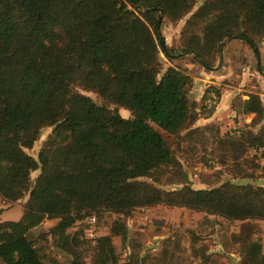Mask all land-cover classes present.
I'll return each mask as SVG.
<instances>
[{
    "label": "trees",
    "instance_id": "16d2710c",
    "mask_svg": "<svg viewBox=\"0 0 264 264\" xmlns=\"http://www.w3.org/2000/svg\"><path fill=\"white\" fill-rule=\"evenodd\" d=\"M165 20H186L180 46L167 44ZM235 38L254 49L264 72V0H0V196L6 202L28 198L19 220H0V264H144L150 256L137 240L130 239L133 252L122 260L115 239H129L127 219L136 209L160 204L243 221L234 234L242 264H264L253 222L264 220V186L225 181L194 187L158 129L177 136L198 119L195 78L175 59L192 55L215 73ZM75 85L98 93L105 104ZM211 91L223 93L211 85L204 99ZM237 98L236 112L255 114L252 148L264 146L262 95ZM46 127L53 131L34 178L27 148ZM256 158L236 160L231 175L257 177ZM106 213L116 215L110 232L87 238L84 218L95 215L99 223ZM48 219L57 222L47 228ZM218 221L206 216L196 230L207 233ZM50 238L68 256H52ZM94 239L88 262L82 250Z\"/></svg>",
    "mask_w": 264,
    "mask_h": 264
},
{
    "label": "rangeland",
    "instance_id": "374dc122",
    "mask_svg": "<svg viewBox=\"0 0 264 264\" xmlns=\"http://www.w3.org/2000/svg\"><path fill=\"white\" fill-rule=\"evenodd\" d=\"M185 22L186 20H183L175 24L169 20H165L163 23V34L166 37L167 44H173L174 46L181 44L180 29ZM259 48L264 65V41L260 43ZM161 56L163 66L167 68L170 62L163 53ZM188 56L195 61L192 55ZM190 71L194 73L199 72L195 69ZM261 74L264 78V72L261 71ZM232 83L239 85L238 88H250L251 86L248 85V82L241 83L240 81H236ZM257 86L259 85L257 84ZM262 86L258 88H264V85ZM220 87L231 88L230 86L226 87V85ZM75 88L91 96L99 104H105L104 99L98 93L84 90L79 85H75ZM242 92L245 93V91ZM247 97L243 96V98ZM235 101H238L237 97ZM111 107L115 108L116 106L112 105ZM119 110L123 116H131L129 110L125 108H120ZM253 118H250L249 114H239L237 112L235 115H232L230 118V120L232 119L231 123H227L224 129L220 125L214 124L211 130H206L203 133L184 130L177 136H172L166 131L158 129L161 130L171 143L185 170L189 173L194 187L210 188L219 186L225 181L260 185L264 181V153L260 157L255 153L254 148H252L253 134L257 131L256 127L249 125ZM222 125H225V123ZM52 131L53 127L42 129L38 138L27 148L33 162L32 170L34 178H36L39 171L43 168L41 149L43 142ZM255 156L259 160V166L255 169V172H258L257 177L239 178L231 175L229 168L232 167L236 160H240V158L252 159L256 158ZM172 187H178V185ZM21 203L6 202L0 197V220H19L23 215V205ZM206 216L218 219L219 221L215 229L210 228L207 233H202L196 230V228L198 223ZM115 217L116 215L111 213L101 216L97 226L98 235L110 232V226ZM56 222L57 220L48 219L45 226L50 228ZM253 222L257 225L258 238H262L264 243V220ZM127 223L130 233L129 239L125 242L120 237H116L115 239L122 260L126 259L133 252L130 244V239L133 238L134 241L137 240L136 243L142 245V254L150 256L144 264H242V258L238 251L239 245L234 236V234L241 232L243 223L241 220H228L205 211L160 204L153 207L136 209L133 215L128 217ZM77 227L78 225L73 230H76ZM190 229H195L194 233ZM50 237L52 238V236ZM51 238L49 242L50 254L57 258L68 256L67 253H64L63 250L53 244ZM180 239L182 245L176 244V240ZM92 241L90 249L82 250V254L88 262H91L92 250L96 244V239ZM194 245L195 249L193 248ZM59 264H62L61 261Z\"/></svg>",
    "mask_w": 264,
    "mask_h": 264
},
{
    "label": "crops",
    "instance_id": "0c3cea01",
    "mask_svg": "<svg viewBox=\"0 0 264 264\" xmlns=\"http://www.w3.org/2000/svg\"><path fill=\"white\" fill-rule=\"evenodd\" d=\"M182 28L183 26L180 30H182ZM168 45L174 46L173 44ZM258 59L259 58L254 49L244 40L239 38L232 39L227 43L224 49V55L222 59H220L215 73L207 70L188 55L176 58L174 61L175 64L181 65L183 68L189 69V71L192 69L199 71L198 73L190 71L195 78L194 87L191 93L193 99L197 102L198 119L196 123L187 130H193L197 127H210L209 129H211V127H214V124L220 125L224 129L227 126V123H231L232 119L230 120V118L232 115L237 113L236 110H234L233 103L237 96L244 94L242 91H257L262 95L264 100V88H258L263 87L262 85H264L263 75L257 68ZM169 64L171 65V63ZM226 81L229 83L227 84ZM236 81H240L241 83L248 82V85L251 86L250 88H238L239 85L232 83ZM257 84L259 86H257ZM211 85L218 87L226 85V87H231L221 88L223 93L220 97V102L214 108L209 107L207 103L209 99L208 97L214 91L209 92L207 99H204L205 92ZM249 116L250 118H253L254 114H249ZM223 123H225V125H222ZM41 171L42 169L39 171L38 175ZM261 185L264 186V181L260 186ZM27 199L28 198L20 201L22 202L21 205L24 206Z\"/></svg>",
    "mask_w": 264,
    "mask_h": 264
},
{
    "label": "built area",
    "instance_id": "2783aa9c",
    "mask_svg": "<svg viewBox=\"0 0 264 264\" xmlns=\"http://www.w3.org/2000/svg\"><path fill=\"white\" fill-rule=\"evenodd\" d=\"M208 98L209 99H208L207 103H208L209 107H211V108H214L220 102V96L216 92H212ZM254 150H255V153L261 157L262 154L264 153V146H257ZM82 222L85 225V233H86L87 237L95 238L96 235L98 234V232H97V226H98L97 216H95V215L87 216L84 218V220Z\"/></svg>",
    "mask_w": 264,
    "mask_h": 264
}]
</instances>
